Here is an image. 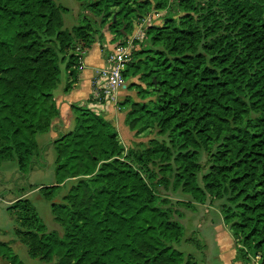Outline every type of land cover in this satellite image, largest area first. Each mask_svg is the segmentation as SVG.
I'll return each mask as SVG.
<instances>
[{
    "label": "trees",
    "instance_id": "trees-1",
    "mask_svg": "<svg viewBox=\"0 0 264 264\" xmlns=\"http://www.w3.org/2000/svg\"><path fill=\"white\" fill-rule=\"evenodd\" d=\"M76 1L67 28L57 0H0V165L15 159L25 174L41 157L39 136L60 118L62 68L66 90L80 70L76 45L88 50L103 26L125 42L137 20L165 9L162 25L134 39L117 103L135 137L152 136L126 147L101 111L72 104L73 126L52 141L55 184L39 188L60 232L19 198L0 256L25 264L18 241L40 264H197L174 245L184 229L158 184L189 204L219 200L235 259L264 264V0Z\"/></svg>",
    "mask_w": 264,
    "mask_h": 264
},
{
    "label": "rangeland",
    "instance_id": "rangeland-1",
    "mask_svg": "<svg viewBox=\"0 0 264 264\" xmlns=\"http://www.w3.org/2000/svg\"><path fill=\"white\" fill-rule=\"evenodd\" d=\"M57 2L65 7V11L63 12L65 27L71 28L74 23L79 21L80 9L77 1L57 0ZM165 11V9L159 10L155 15L148 12L145 16L137 20L136 23L137 25L141 24L142 27L162 25L166 15ZM87 12V10H84V13ZM95 19L97 21L96 25H99V17ZM110 39L111 34L105 26L102 28V40L101 35L98 33L95 34V43L100 44L104 42L107 45ZM63 75L64 69L62 68L61 78ZM151 136L148 131H143L126 147L140 149V145H145ZM43 137H45V134H42L39 138V146L42 150L41 157L35 161V164H33V167L28 173L22 174L19 172L15 159L5 160L0 165V240L2 241H8L14 238V227L19 221L17 213L20 210L13 208V205L18 203L16 201L17 199L24 197L36 208L39 216L47 225L48 230L60 232V226L53 219L50 210V201L45 199L39 191L41 186H49L55 184L56 181L53 163L55 151L53 146L43 141ZM202 160L203 163L206 161L205 154H203ZM69 185L70 183L67 182L61 187L59 195L54 199L55 201L60 199V195L67 190ZM154 189L160 195L166 197L169 201L168 206H170L172 216L183 226V237L179 243L174 244L177 248L188 253V255L191 254L197 261V264L229 263L230 250L233 251L232 238L227 225L222 220L219 200H206L203 203L189 204L187 200L188 196L178 190H173L170 187L165 189L158 184L156 186L154 185ZM11 246L25 264L41 263L37 259L30 258L24 245L20 242L15 241ZM234 260L237 261L235 257ZM237 262L247 264L241 261ZM0 264H8V262L0 256Z\"/></svg>",
    "mask_w": 264,
    "mask_h": 264
},
{
    "label": "crops",
    "instance_id": "crops-1",
    "mask_svg": "<svg viewBox=\"0 0 264 264\" xmlns=\"http://www.w3.org/2000/svg\"><path fill=\"white\" fill-rule=\"evenodd\" d=\"M108 43V42H107ZM112 42L106 45L110 46ZM105 47L101 48V44L94 43L86 52L83 60V66L78 71L77 78L73 81L68 89H65L66 83H68L67 72L64 71V75L58 84L54 96L59 105L60 118L54 123L51 130L44 133L43 141L52 145V141L63 131L70 129L73 126V115L71 112V105L74 103L91 105L90 96L92 95V80L97 71L106 65L105 63ZM126 88L119 89L116 102H110L103 106L101 113L106 119H108L117 129L119 137L121 138L125 146L135 139V134L124 123L125 110L123 107H119L117 104L119 97L122 96ZM42 136V134L40 135ZM39 136V138H40ZM40 141V139H39ZM40 147V146H39ZM42 153V150H41ZM211 220V219H210ZM212 221V220H211ZM231 234V233H230ZM232 238L233 251L230 250V261L227 264H240L234 260L235 257V244Z\"/></svg>",
    "mask_w": 264,
    "mask_h": 264
},
{
    "label": "built area",
    "instance_id": "built-area-1",
    "mask_svg": "<svg viewBox=\"0 0 264 264\" xmlns=\"http://www.w3.org/2000/svg\"><path fill=\"white\" fill-rule=\"evenodd\" d=\"M143 27L138 24L136 32L130 36L125 42H114L107 46L105 52L106 65L100 68L94 75L92 80V97L91 107L101 111L103 106L110 102H116V96L121 88L126 87L125 78L122 71L128 61L131 60V53L134 47V39H140L143 36ZM74 52L77 55L78 68L83 66L86 49L76 45ZM260 256L255 254L252 256L250 264H259Z\"/></svg>",
    "mask_w": 264,
    "mask_h": 264
}]
</instances>
